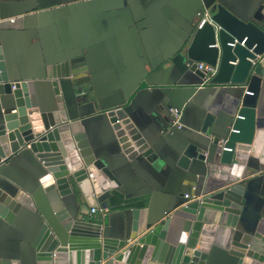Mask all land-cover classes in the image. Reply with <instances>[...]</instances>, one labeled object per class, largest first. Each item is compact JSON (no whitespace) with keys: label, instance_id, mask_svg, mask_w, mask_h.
I'll return each instance as SVG.
<instances>
[{"label":"water","instance_id":"water-1","mask_svg":"<svg viewBox=\"0 0 264 264\" xmlns=\"http://www.w3.org/2000/svg\"><path fill=\"white\" fill-rule=\"evenodd\" d=\"M206 9L211 20L197 29L183 56L196 75L187 73L184 87L241 85L240 107L225 135L223 121L203 108L195 118L199 127L166 156L125 99H89L99 109L91 112L79 105L90 98L94 82L85 56L48 64L38 79L24 76L0 24V223L23 211L38 214L26 263L0 255V264H264V188L248 178L258 165L251 151L263 79L256 63L264 54V2L253 12L235 11L223 0L199 11ZM200 62L217 67L216 73L200 69ZM173 107L183 109L169 106L165 134L185 126L183 113L181 125H174ZM97 116L107 120L118 145L114 151L91 143V117ZM26 162L33 192L11 178ZM159 166L182 187L177 207L161 215L134 208L130 229L95 213L80 216L82 197L90 207L109 208L115 191L125 193L130 167ZM39 201L51 213L41 212Z\"/></svg>","mask_w":264,"mask_h":264},{"label":"crops","instance_id":"crops-1","mask_svg":"<svg viewBox=\"0 0 264 264\" xmlns=\"http://www.w3.org/2000/svg\"><path fill=\"white\" fill-rule=\"evenodd\" d=\"M217 1L0 0L2 39L12 50L23 75L29 73L36 79L45 74L48 64L85 56L94 82L89 83L90 98L78 100L79 105H83L85 112H91L99 109L89 99L95 103L114 95L121 101L125 99L133 106L139 125L160 139V152L166 156L177 147L181 137L199 127L195 118L203 108L223 121L224 135L235 124L243 86L205 83L198 89L184 87L185 82H190L187 73L189 77H196L189 72L183 56L197 31V13L206 4ZM223 1L235 11L247 8L251 12L264 2ZM152 61H157L155 67ZM256 66L263 79L251 154L258 165L248 178L255 179L264 188V54L259 56ZM171 105L183 107L185 126L165 134ZM91 118L89 137L93 147L106 152L118 148L107 120L98 116ZM129 169L132 178L125 180V193L115 191L107 211L97 208V218L130 229L132 209L146 207L152 215H161L183 200L178 196L181 185H176L163 167ZM11 178L29 192L34 191L27 162L18 165L11 172ZM80 204V216L89 219L92 207L83 197ZM37 206L45 215L51 213L48 204L39 201ZM37 216L23 211L11 221L0 223L1 256L21 258L26 263L33 252ZM259 220L264 232V216Z\"/></svg>","mask_w":264,"mask_h":264},{"label":"built area","instance_id":"built-area-1","mask_svg":"<svg viewBox=\"0 0 264 264\" xmlns=\"http://www.w3.org/2000/svg\"><path fill=\"white\" fill-rule=\"evenodd\" d=\"M197 17H198V20H197V29L198 28H203V26L208 22L210 21L211 19V14H210V11L209 9H206L204 11H199L197 13ZM12 20H14V18H11ZM244 44V42L242 43ZM199 68L200 69H206L208 72H210L212 75L216 73L217 71V67H214L212 65H209L207 63H204V62H200L199 63ZM171 113H172V116L174 117V125H181L180 124V120H181V117H182V113H183V109H179L177 107H173L171 108ZM233 131H235L236 129H232ZM224 142L227 141V139H222ZM225 149H231L230 147H224ZM186 197H189L188 194H186ZM96 208L95 207H92L91 208V212L92 213H95L96 212ZM102 211H107L108 208H105V209H101Z\"/></svg>","mask_w":264,"mask_h":264}]
</instances>
